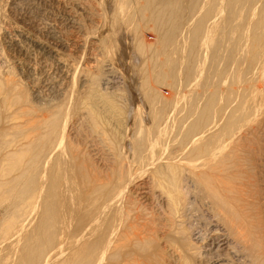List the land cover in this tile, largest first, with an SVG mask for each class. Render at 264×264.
I'll use <instances>...</instances> for the list:
<instances>
[{
	"label": "bare ground",
	"instance_id": "6f19581e",
	"mask_svg": "<svg viewBox=\"0 0 264 264\" xmlns=\"http://www.w3.org/2000/svg\"><path fill=\"white\" fill-rule=\"evenodd\" d=\"M0 203V264H264V0H0Z\"/></svg>",
	"mask_w": 264,
	"mask_h": 264
},
{
	"label": "rangeland",
	"instance_id": "374dc122",
	"mask_svg": "<svg viewBox=\"0 0 264 264\" xmlns=\"http://www.w3.org/2000/svg\"><path fill=\"white\" fill-rule=\"evenodd\" d=\"M222 15L224 16L225 15V13L223 14L222 13ZM150 32L149 34H148V32ZM152 31H149V30H145V32L144 33H146V34H144L145 35V39H148L147 41L148 42H152L153 41V38H154V36L152 35V34H154L153 32L151 33ZM146 36L148 37V38H146ZM150 36V37H149ZM206 66L207 65H209V62H207L206 61ZM222 67L225 69L226 67L228 68V70H227V68H226V71H225V73H224V76H222V80L224 79V77H225V79L221 82V90H222V94L223 95H221V100H220V104H225V101H227L226 99H225V97L224 96H226V93L227 94H229V91H230V97H229V99H228V101H229V108L230 107H234V106H236L235 104H237L238 102H240V94H241V86L240 85H238L237 86V84H238V82H237V84L235 83L236 82V79H235V66L234 65H232V67H231V64H229V65H225V66H223L222 65ZM234 68V69H233ZM229 69H231L230 71H229ZM227 77H226V76ZM229 76V77H228ZM231 76V77H230ZM233 76V77H232ZM227 78H229V79H227ZM235 79V80H232V79ZM119 78L117 77V79L116 80H118ZM228 80V81H227ZM230 80H232L231 82H230ZM233 85V87H235V89L232 87V85L230 84V83ZM121 85L123 86V88H124V84H123V82H122V80H121ZM228 84V86H226ZM165 85L166 84H164V86H163V84L161 85V88H160V91L162 92V94L165 96V97H171V95L174 93V92H176V91H185L186 90V92H187V88H182V87H179L180 89H178V87L177 86H169V87H171L170 89H167V85H166V87H165ZM231 86V88H230V86ZM122 86H121V88H122ZM162 86H163V88H162ZM226 86V87H225ZM236 86H237V88H236ZM240 86V87H239ZM174 87H176V88H174ZM174 88V89H173ZM223 88V89H222ZM233 88V89H232ZM125 89V88H124ZM227 89H231V90H227ZM239 89V90H238ZM165 90V91H164ZM174 90V91H173ZM176 90V91H175ZM238 90V91H237ZM171 91H173V92H171ZM234 93H233V92ZM237 91V92H236ZM164 92H166V93H164ZM172 94H171V93ZM231 93H233L232 95H231ZM171 94V95H170ZM238 95V96H237ZM234 97V98H232V97ZM231 99V100H230ZM234 99V100H233ZM238 100V101H237ZM224 101V102H223ZM227 101V102H228ZM233 101V102H232ZM235 103V104H234ZM233 105V106H232ZM159 193V192H158ZM157 193V195L159 196V194ZM11 211L8 209V206L6 205V204H2V203H0V239H1V237H2V234H4V230H5V228L8 226V225H10V227H11V225L12 224H10V223H13L14 225H12V231L9 233V235H8V241H9V243L10 242H15V241H17V238H18V234H19V228L21 229V227L22 226H24V223L23 222H21V221H17V222H9L8 220L10 219V217H11ZM36 213H37V207H36V204L35 203H33V207L32 208H28V211H27V217L31 220V222H30V224L32 225V226H34L35 225V223H36ZM197 220V219H196ZM27 222H28V220L25 222V225H27ZM22 223V224H21ZM21 224V225H20ZM20 226V227H19ZM4 227V228H3ZM13 233H15L14 235H13ZM16 235V236H15ZM18 235V236H17ZM7 243V242H6ZM5 242L4 243H1V245H0V260L1 261H3V262H5V258H6V255H5V251L7 252V248H8V245L6 244ZM7 245V246H5V245ZM2 247V248H1ZM14 248L11 246V247H9V250H13ZM5 250V251H4ZM3 251V252H2ZM1 252H2V254H1ZM4 253V254H3ZM2 262V263H3ZM1 263V264H2Z\"/></svg>",
	"mask_w": 264,
	"mask_h": 264
}]
</instances>
